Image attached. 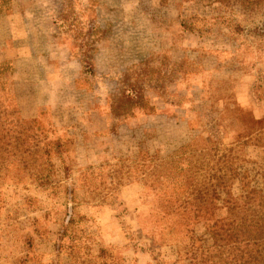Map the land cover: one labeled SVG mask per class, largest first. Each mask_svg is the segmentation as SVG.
<instances>
[{"label": "rangeland", "instance_id": "374dc122", "mask_svg": "<svg viewBox=\"0 0 264 264\" xmlns=\"http://www.w3.org/2000/svg\"><path fill=\"white\" fill-rule=\"evenodd\" d=\"M261 29L264 2L13 0L0 15V264H189L168 196L184 178L213 183L222 154L264 169ZM128 88L152 111L113 114Z\"/></svg>", "mask_w": 264, "mask_h": 264}, {"label": "trees", "instance_id": "16d2710c", "mask_svg": "<svg viewBox=\"0 0 264 264\" xmlns=\"http://www.w3.org/2000/svg\"><path fill=\"white\" fill-rule=\"evenodd\" d=\"M194 1V0H184ZM220 5L238 1L246 11H252L264 0H207ZM13 0H0V15L11 10ZM187 29L185 23L182 25ZM258 31V30H257ZM261 36L264 31L259 30ZM6 65H0V78L6 72ZM112 113L118 116L130 114L134 109L152 111L153 107L146 104L143 97L132 88L125 89L123 94L111 106ZM205 149L197 153L203 158L199 171L207 165ZM224 154L218 157L222 163L214 171L209 186L188 182L184 178L178 187L179 192L173 193L165 200L162 217L178 222L186 230L187 240L182 250L183 257L189 264H264V169L245 170L235 167V157L229 160ZM189 167V165H188ZM193 167H189L190 173ZM180 172L182 170H179ZM198 171V172H199ZM228 175V176H227ZM171 181V178H166ZM231 180H238L242 185V194L234 196L229 191ZM176 189H173V191ZM221 194L224 197L221 199ZM222 200L227 209V217L218 214L220 207L216 202ZM202 224L210 246L202 247L204 239L196 237L191 227Z\"/></svg>", "mask_w": 264, "mask_h": 264}]
</instances>
